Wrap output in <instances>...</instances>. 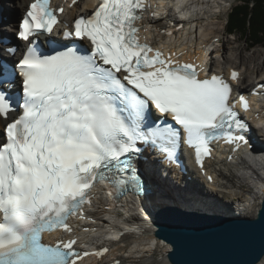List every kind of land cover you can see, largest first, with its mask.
Segmentation results:
<instances>
[{
	"label": "snow or ice",
	"instance_id": "6c2138e0",
	"mask_svg": "<svg viewBox=\"0 0 264 264\" xmlns=\"http://www.w3.org/2000/svg\"><path fill=\"white\" fill-rule=\"evenodd\" d=\"M146 7L145 0H100L90 16L64 32L90 42L83 55L72 47L47 55L32 46V37L51 34L58 23L50 0H34L19 23L17 38L29 47L10 73L18 72L21 82L15 105L3 90L10 81L0 82V117L20 113L7 123L0 143V264H78L102 257L107 248L77 250L67 221L84 219L83 206L91 204L89 193L98 182L107 181L115 192L129 183L139 191L133 167L138 142L171 159L182 130L201 168L211 140L248 143V125L228 106V83L215 75L200 79L196 64L140 42L136 24ZM230 78L236 81L238 73ZM239 104L248 111L243 96ZM151 109L178 128L153 126ZM56 231L69 238L42 242L45 233Z\"/></svg>",
	"mask_w": 264,
	"mask_h": 264
},
{
	"label": "bare ground",
	"instance_id": "6f19581e",
	"mask_svg": "<svg viewBox=\"0 0 264 264\" xmlns=\"http://www.w3.org/2000/svg\"><path fill=\"white\" fill-rule=\"evenodd\" d=\"M8 1L10 2V5L8 4L7 7L10 9H7L5 6V14L8 12L9 20L11 21L12 19H15L16 13H23V9L27 5L28 0ZM185 1L188 3L187 0ZM185 1L181 0L180 2L184 3ZM220 1L226 2L229 0H214L212 7H208V9L206 7L204 9L207 10V12L203 14V18H196L194 23H187V27L177 33V44L186 45L187 49L190 50H192L193 47L200 46L212 48V42L216 39L219 44H223L222 50L224 53V45L226 42L222 38V31L225 28L222 27V29L217 28L215 30L213 29L214 31H208L207 29L202 30L200 26L204 21L213 22L215 19L214 12L217 10L221 14L223 13L224 8ZM90 7L91 1L84 0L82 6L81 4L76 5L74 10L68 11L67 15L76 16L78 13H83ZM173 20V14L169 13L168 20H165L162 23L155 22L153 25L155 28L159 26L161 27L164 24L171 23ZM195 23L199 25V29L202 32L201 36H203L208 42H203L202 39L197 37L196 33H194L196 31L193 29ZM157 32L159 33V31ZM214 49L215 48L213 47V53ZM251 58L253 59L254 56ZM223 61L226 62V57H223ZM9 63L10 62L7 64ZM211 65H217L215 57L211 58ZM225 65L233 67L229 64ZM261 69L262 67L259 64L257 75L260 81H264V78H262V75L260 74ZM9 72L8 69V74ZM242 72L244 79L241 85L246 86L250 81V77H248L246 71ZM0 124V127H2L1 122ZM260 130V128H255L254 132L259 140L264 142V139L259 135ZM262 163L264 165V162ZM243 164L249 168L248 163L243 162ZM220 165L222 167L219 169L222 171L218 173L217 180L219 183L221 181L222 185L220 186L219 184L217 188H214L213 186H207L204 179L199 175L197 176L194 169L190 170L188 173V175L192 176L193 181L189 185H186V183H182L172 175L164 176L162 173L158 172V165L154 161H151L148 171H145V175L151 186L154 188V195H149L147 198H130L124 205V212H121V208L115 210L117 217L122 219V223L138 229V233L136 236H123V239L120 242L111 243L112 254L108 258L101 259L98 264H111L114 260H120L121 264H170L166 257L168 251L171 249L170 245L163 240L156 239L154 235L155 227L153 224V211L159 210L163 207H177L178 209L180 208L185 211H194L198 213L252 217L264 195V166L261 168V171L256 170L251 173L248 172L246 179H242L238 177L236 173L226 170V164H220L219 161L208 163L207 168H217V166L219 167ZM203 185H205L208 193L203 189ZM243 185L248 186L249 188L251 186L252 192H248L249 188L242 191ZM98 194L102 196L103 190L99 189ZM244 195H247L245 197L246 199H244ZM226 197H229L230 199L235 198L236 201H225ZM95 210V212L90 211V215L97 220V227L102 226L109 228V220L106 213L102 210V205ZM123 213H127L130 217L124 219L122 216ZM99 229H101V227H99ZM156 254L158 255L157 258H155ZM258 264H264V257Z\"/></svg>",
	"mask_w": 264,
	"mask_h": 264
},
{
	"label": "water",
	"instance_id": "95a60500",
	"mask_svg": "<svg viewBox=\"0 0 264 264\" xmlns=\"http://www.w3.org/2000/svg\"><path fill=\"white\" fill-rule=\"evenodd\" d=\"M252 217L163 207L154 214L156 239L170 245V264H258L264 257V195Z\"/></svg>",
	"mask_w": 264,
	"mask_h": 264
},
{
	"label": "rangeland",
	"instance_id": "374dc122",
	"mask_svg": "<svg viewBox=\"0 0 264 264\" xmlns=\"http://www.w3.org/2000/svg\"><path fill=\"white\" fill-rule=\"evenodd\" d=\"M200 1H204V7L205 8L207 7V9H208V7L213 6L214 0H200ZM240 2H241V0H229L226 2L220 1V3L222 4V7L224 8L223 13L222 14L220 13V15L217 16L216 13L218 10L216 12H214L215 19L213 20V22L212 21H207V22L204 21L202 23V29H207L208 31H214L217 28H219V29L220 28L222 29V27L225 28V21H226L227 14L230 13L231 8H233L235 5L239 4ZM5 4H6L5 6H8L9 3L5 2ZM17 17H19V15H17V13H16V18ZM228 34H230V33H228L227 29L225 28V30L222 31V38L226 42L224 45V52H225L224 57H226V62H224L223 64L233 65V66H236L237 68H240L243 66L248 67L249 65L252 66L253 64L255 66L257 65V67H258V65L260 64V66L262 67V69L260 70V74L264 78V66H263V64H264V46L263 45H256L253 48H251L249 42H247L245 39H243L239 34H233L231 36H227ZM222 48H223V45H222ZM215 51H216V48L214 49V52ZM253 56H254V58L252 59L251 57H253ZM250 77H251V75H250ZM251 85H252V83L250 81L249 86H251ZM248 188H249L248 186L244 185L242 187V191H245ZM248 192H252L251 186L248 189ZM246 196L247 195H244V199H246L245 198ZM228 199H230V198L226 197L225 201L229 202ZM157 257H158V255L156 254L155 258H157Z\"/></svg>",
	"mask_w": 264,
	"mask_h": 264
},
{
	"label": "trees",
	"instance_id": "16d2710c",
	"mask_svg": "<svg viewBox=\"0 0 264 264\" xmlns=\"http://www.w3.org/2000/svg\"><path fill=\"white\" fill-rule=\"evenodd\" d=\"M226 29L251 46H264V0H241L227 15Z\"/></svg>",
	"mask_w": 264,
	"mask_h": 264
}]
</instances>
